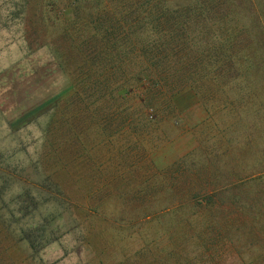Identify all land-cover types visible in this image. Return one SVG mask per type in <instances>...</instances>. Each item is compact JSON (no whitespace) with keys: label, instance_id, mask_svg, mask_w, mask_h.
I'll return each mask as SVG.
<instances>
[{"label":"rangeland","instance_id":"rangeland-1","mask_svg":"<svg viewBox=\"0 0 264 264\" xmlns=\"http://www.w3.org/2000/svg\"><path fill=\"white\" fill-rule=\"evenodd\" d=\"M0 264H264V0H0Z\"/></svg>","mask_w":264,"mask_h":264},{"label":"trees","instance_id":"trees-1","mask_svg":"<svg viewBox=\"0 0 264 264\" xmlns=\"http://www.w3.org/2000/svg\"><path fill=\"white\" fill-rule=\"evenodd\" d=\"M16 73H17V68H12L9 71H6L5 74L3 75V77H5L8 81L10 80L11 82H16V81L18 82L19 81V83L23 82V83H27V85L31 84L32 86H34V88L31 87V89H30V90H32L31 91V93H32L35 91H37V92L41 91L42 88L40 89V86H43L45 84V82L48 81V77L50 76L49 73H53V71L51 68H48L45 66H43L41 69H39L38 67H35V68L33 67L28 73L25 74L26 76L24 75L25 76L24 80H21V79L19 80L18 78H16L17 77ZM28 77H30V79L26 80V78H28ZM14 91L17 94V90L15 89ZM28 93H30V92H28ZM28 93H26V95H28ZM29 96H31L30 98L32 100L37 95L32 96L29 94L28 96H26V99H25V97H24V99L27 100L29 98ZM16 99H15V101H16L17 105H15V110H18V111L23 110L25 108L24 103L26 101L25 100L23 101L22 99L21 100L20 99L16 100ZM27 101H29V100H27ZM16 108H18V109H16ZM25 110H26V108H25Z\"/></svg>","mask_w":264,"mask_h":264}]
</instances>
